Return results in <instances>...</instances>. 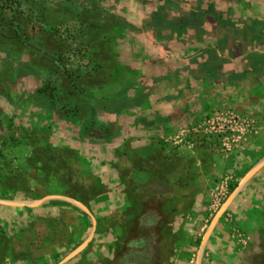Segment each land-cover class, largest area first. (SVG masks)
<instances>
[{"label":"rangeland","instance_id":"1","mask_svg":"<svg viewBox=\"0 0 264 264\" xmlns=\"http://www.w3.org/2000/svg\"><path fill=\"white\" fill-rule=\"evenodd\" d=\"M126 1L0 0V63L19 45L36 58L30 74L0 72V264L58 263L97 226L70 264L103 245L100 264H264V189L233 201L241 155H264L244 104L255 63L181 59L157 37L253 0ZM141 21L153 34L128 23Z\"/></svg>","mask_w":264,"mask_h":264},{"label":"crops","instance_id":"2","mask_svg":"<svg viewBox=\"0 0 264 264\" xmlns=\"http://www.w3.org/2000/svg\"><path fill=\"white\" fill-rule=\"evenodd\" d=\"M129 1L126 2L129 3ZM260 2L264 6V0H253L250 8L240 9L238 15H241V17L236 19L227 17L219 21L213 20L200 26L186 25L182 29L177 22L175 24H163L162 27H159L160 31H158L157 37L161 43L160 47L164 51L169 52L172 56L181 57V59H190L196 54L202 53L203 50L210 49L209 52L214 57H223L228 60L241 58L253 60L255 64H252V68L254 73H256L252 83L254 86V94L252 98H245L244 104L251 105L260 123L264 124V9L259 7ZM87 14L92 15V12L90 11ZM93 21H98V26L101 24V20ZM124 21L127 22V20ZM128 23L133 25L134 28L139 29V31L153 34L150 28L153 26L151 24L147 26L146 21H141L140 24L135 22ZM11 50L8 46L2 47L3 52H11ZM11 53L9 56L4 55L5 59L0 63V72L3 71L6 75L17 76L14 78L30 74L31 68L33 69L36 66V58L34 54L31 56L30 48L28 46L21 48V45H19L14 47ZM246 152L241 155L240 160L245 161V170L247 173L249 171L251 173L248 177L245 176L243 185L233 200L238 201V204L248 202L246 201L248 199L255 201L257 199V192L264 189V155L254 146ZM248 153H259L260 159L250 163ZM3 208L4 206L0 204V213ZM100 212L101 207L99 205L92 207V214L95 216H93V223H95ZM96 228L98 229V226L89 230L87 236L84 238L85 242L79 248L55 264H70L75 262L87 245L88 240L92 239L94 243L95 237L98 238L97 236L99 234ZM108 236L110 239L109 234ZM106 241H109L108 238H106ZM211 241L209 242V246L210 243L216 244L214 242L215 237H212ZM202 247H208V244L200 245V249ZM97 251H99L100 257H102L100 258L98 255L100 259H93L91 261L95 264H100L103 256H109L107 253L109 251L106 245H103ZM212 263L214 262L209 259L203 261V264Z\"/></svg>","mask_w":264,"mask_h":264},{"label":"bare ground","instance_id":"3","mask_svg":"<svg viewBox=\"0 0 264 264\" xmlns=\"http://www.w3.org/2000/svg\"><path fill=\"white\" fill-rule=\"evenodd\" d=\"M250 173H251V171L248 172L247 177L250 175ZM204 240H205V239H204ZM202 246H203V244H202Z\"/></svg>","mask_w":264,"mask_h":264}]
</instances>
